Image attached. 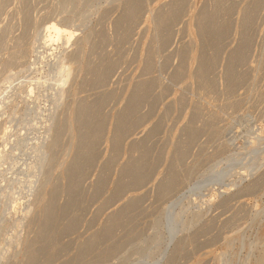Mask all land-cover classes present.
<instances>
[{"label":"rangeland","instance_id":"obj_1","mask_svg":"<svg viewBox=\"0 0 264 264\" xmlns=\"http://www.w3.org/2000/svg\"><path fill=\"white\" fill-rule=\"evenodd\" d=\"M175 1L0 0V66L26 52L6 66L16 76L0 83V132L8 128L15 149L0 175V188L9 181L0 192V264L264 262V0H184L157 26ZM204 11L215 26L207 40L197 26ZM53 26L88 37L62 52L64 76L48 60L56 46L40 65L27 53ZM54 76L68 77L55 109ZM28 84L37 87L34 103ZM47 111L57 129L44 157L31 146L48 131ZM34 162L39 171L28 187ZM180 238L176 256L171 246Z\"/></svg>","mask_w":264,"mask_h":264},{"label":"bare ground","instance_id":"obj_2","mask_svg":"<svg viewBox=\"0 0 264 264\" xmlns=\"http://www.w3.org/2000/svg\"><path fill=\"white\" fill-rule=\"evenodd\" d=\"M124 1V0H123ZM188 1V0H187ZM218 1V0H217ZM221 0H219L218 2H220ZM184 2V0H176L175 1V3L173 4V6H172V8L171 9H169L168 11H162V12H158L159 14H158V18H157V26L158 25H164L165 23H167L170 19H172V17H174V16H176V14H177V8L179 7V6H181L182 5V3ZM224 2V1H223ZM222 2V3H223ZM128 3V2H127ZM133 3V2H132ZM167 3H168V1H167ZM256 3V2H255ZM212 4H214L213 2H212ZM216 4V3H215ZM129 5V4H128ZM161 5V4H160ZM185 5V4H184ZM252 5V4H251ZM215 6V5H214ZM220 6H221V4H220ZM248 6V5H247ZM167 7V6H166ZM182 7V6H181ZM216 7H218V6H216ZM163 8V7H162ZM246 8V7H245ZM256 8V7H255ZM204 9V8H203ZM215 9V8H214ZM228 9V8H227ZM23 10V9H22ZM165 10V9H164ZM211 10H212V8H211ZM221 10V9H220ZM246 10V9H245ZM155 11V10H154ZM224 11V10H223ZM220 12V11H219ZM226 12H227V10H226ZM128 14V13H127ZM225 14V13H224ZM211 13L209 12V11H204V12H202L200 15H198L199 16V18H197L198 20H197V26H198V32H199V35L200 36H202L205 40H207L206 38L208 37V35L209 34H211L213 31H215V26H213V23H212V21H211ZM213 15H214V12H213ZM212 15V16H213ZM226 15H228V14H226ZM252 15V14H251ZM137 18V17H136ZM217 18V17H216ZM248 18V17H247ZM219 19V18H218ZM118 20V19H117ZM215 20V19H214ZM42 21V20H41ZM116 21V20H115ZM120 21V20H119ZM127 21V20H126ZM155 21V20H154ZM216 21V20H215ZM219 21V20H218ZM217 22V21H216ZM223 23V22H222ZM245 23V22H244ZM28 24V23H27ZM167 24H169V23H167ZM216 24V23H215ZM224 24V23H223ZM132 25V24H131ZM135 25V24H134ZM156 25V24H155ZM42 26V25H41ZM44 26V25H43ZM117 26V25H116ZM129 26V25H128ZM127 26V27H128ZM220 26V25H219ZM48 27V26H47ZM160 28V27H159ZM167 28V27H166ZM222 28V27H221ZM39 29V28H38ZM48 29H50L49 30V32H48V34H46L44 37L42 36V39H40L42 42L41 43H37V44H39L38 46H37V48H34V46H35V44H36V41H35V43L32 41V43H34V44H32V45H30V48L29 49H27V53H30L32 56H31V58L34 60V61H32V62H34L33 64L34 65H36V63L38 62V59H39V57H41L42 59H41V62H42V60H44V59H48L49 60V62L50 63H54L55 64V66H57V68H58V70L62 67V63H65V62H63V60H64V58L66 57L64 54H63V56H62V52L64 53V51H65V49H66V47H67V45L70 43L71 45H76V46H78V47H80L79 45H82V44H84V43H88V37H79V38H77V40H75L74 39V37H73V34L76 32V30H75V32H67V31H62V30H60L58 27L57 28H55L54 26L53 27H50V28H48ZM165 29V28H164ZM163 29V30H164ZM2 30V29H1ZM7 30V29H6ZM159 30V29H158ZM157 30V31H158ZM197 30V29H196ZM4 31V30H3ZM42 31V30H41ZM125 31V30H124ZM98 32V31H97ZM37 33V32H36ZM47 33V32H46ZM73 33V34H72ZM77 33V32H76ZM124 33V32H123ZM218 33V32H217ZM76 35H78V34H76ZM223 35V34H222ZM171 36V35H170ZM212 36V35H211ZM216 36V35H215ZM117 37V36H116ZM35 38H37V37H35ZM73 38V39H72ZM101 38V37H100ZM212 38V37H211ZM34 40V39H33ZM36 40V39H35ZM21 41V40H20ZM122 41V40H121ZM165 41V40H164ZM96 42V41H95ZM100 42V41H99ZM107 42V41H106ZM13 43V42H12ZM206 43V42H205ZM215 43V42H214ZM217 43V42H216ZM114 44V43H113ZM118 44V43H117ZM70 45V46H71ZM214 45V44H213ZM53 46H56V47H53ZM52 47L53 48H55V50H53L54 52H52V53H50L48 56L46 55V57H48V58H46V57H44V53L46 52V48L48 49V50H51L52 49ZM78 47H76V48H78ZM73 48H75V47H73ZM75 48V49H76ZM94 48V47H93ZM10 49V48H9ZM69 49V48H68ZM75 49H74V51H75ZM97 49V48H96ZM58 52H57V51ZM79 50V49H78ZM95 50V49H94ZM71 51V50H70ZM77 51V50H76ZM75 51V52H76ZM242 52V51H241ZM23 53H26V52H23V51H21V50H19V51H17L16 53H14L15 55L13 56V57H11V59H9L8 61H5L6 62V65H1L0 66V75L2 74V81H0V83L2 82L4 85L5 84H7L8 85V83H10V79H12L14 76H16L15 74H13L12 73V71L10 70H8L9 72L7 73V70H6V66H9V65H15L16 64V62L18 63V61L20 60V59H22L23 57ZM66 53V52H65ZM72 53H74L73 51H72ZM231 53V52H230ZM229 53V54H230ZM244 53V52H243ZM67 54V53H66ZM145 54V53H144ZM241 54V53H240ZM25 55V54H24ZM68 55V58H69V54H67ZM70 55L72 56V54L70 53ZM102 55V54H101ZM100 55V56H101ZM70 56V57H71ZM241 57V56H240ZM101 58V57H100ZM146 58V57H145ZM234 59V58H233ZM66 60H67V58H66ZM69 60V59H68ZM101 60V59H100ZM148 60V59H147ZM151 60H152V58H151ZM206 60V59H205ZM65 61V60H64ZM90 61V60H89ZM182 61H183V59H182ZM203 61V60H202ZM49 62H46V63H49ZM70 62H71V60H70ZM158 62V61H157ZM45 63V64H46ZM66 63H68V62H66ZM65 63V64H66ZM88 63V62H87ZM202 63V62H201ZM203 63H204V61H203ZM202 63V64H203ZM261 63H264V51H263V55H262V61H261ZM23 64V63H22ZM32 64V63H31ZM32 64V65H33ZM38 64H39V62H38ZM42 64H43V62H42ZM69 64V63H68ZM89 64V63H88ZM113 64V63H112ZM146 64V63H145ZM149 64V63H148ZM206 64V63H205ZM17 65V64H16ZM19 65V64H18ZM21 65V64H20ZM24 65V64H23ZM30 65V64H29ZM40 65V64H39ZM49 65V64H48ZM53 65V64H52ZM22 66V65H21ZM68 66V65H67ZM67 66H64V67H67ZM88 66V65H87ZM146 66V65H145ZM149 66H150V64H149ZM180 66V65H179ZM206 66V65H205ZM24 67V66H23ZM36 67V66H35ZM34 67V68H35ZM70 67V66H69ZM67 68L68 70L70 69L71 70V67L70 68ZM109 67V66H108ZM147 67H148V65H147ZM153 67V66H152ZM182 67V66H181ZM207 67V66H206ZM261 67V66H260ZM10 68V67H9ZM21 68V67H20ZM27 68H29V67H27ZM31 68V67H30ZM29 68V69H30ZM49 68V67H48ZM54 68H56V67H54ZM184 68H185V66H184ZM202 68V67H201ZM29 69H27L26 71H28ZM65 69V68H64ZM180 69V68H179ZM200 69V68H199ZM205 69V68H204ZM204 69H200V70H198V73H196V75L195 76H198L199 78H203L202 77V73H203V71H204ZM209 69V68H208ZM5 70V71H4ZM22 70H23V68H22ZM52 70H54V69H52ZM52 70H51V72H52ZM63 70V69H62ZM66 70V69H65ZM90 70V69H89ZM92 70V69H91ZM90 70V71H91ZM108 70H110V69H108ZM108 70H97V71H95V75H97V76H99V77H102V76H104V75H107V73H108ZM159 70V69H158ZM178 70V69H177ZM17 71V70H16ZM56 71H57V69H56ZM60 71V70H59ZM58 71V72H59ZM88 71V70H87ZM115 71V70H114ZM148 71V70H147ZM258 71V70H257ZM18 72H19V70H18ZM63 72V71H62ZM62 72L60 71V73L62 74ZM68 72V71H67ZM112 72V71H111ZM236 72V71H235ZM55 73H57V72H54V74ZM69 73V72H68ZM94 73V72H93ZM176 73V72H175ZM180 73V72H179ZM232 73V72H231ZM17 75H18V73H16ZM64 74V73H63ZM62 74V75H63ZM88 74V73H87ZM90 74V73H89ZM144 74H145V72H144ZM177 74V73H176ZM209 74V73H208ZM24 75V74H23ZM68 75V74H67ZM109 76H111L110 74H108ZM141 75V74H140ZM148 75V74H147ZM174 75V74H173ZM181 75V74H180ZM203 75H205V73H203ZM243 75V74H242ZM64 76V75H63ZM62 76V77H63ZM88 76V75H87ZM92 76V75H91ZM183 76V75H182ZM48 77V76H47ZM52 77V76H51ZM61 76L60 77H57V76H54V78H53V80H52V82H53V87H54V91H57V96H56V99H54V101H53V106H52V108L53 109H55L54 108V106H56L57 104H58V102L61 100V97H62V92H61V88H63L62 87V85L65 83V81H67V79H65V78H68V77H63L62 78ZM142 77H143V75H142ZM95 78V77H94ZM199 78H197V79H199ZM88 79V78H87ZM149 79V78H148ZM155 79H157V78H155ZM179 79V78H178ZM177 79V80H178ZM212 79V78H211ZM243 79V78H242ZM47 80H49V78L47 79ZM47 80H44V82H42V81H40V82H42L43 84H46V81ZM51 80V79H50ZM96 80H97V78H96ZM101 80V79H100ZM202 80V79H201ZM138 81V80H137ZM153 81H155V80H153ZM200 81V80H199ZM204 81V80H203ZM242 81V80H241ZM40 82H39V85H40ZM87 82V81H86ZM139 82V81H138ZM198 82V81H197ZM205 82V81H204ZM243 82V81H242ZM41 83V84H42ZM63 83V84H62ZM140 83V82H139ZM139 83H136L137 84V87H138V85H139ZM229 83V82H228ZM2 84V85H3ZM100 84H101V81H100ZM204 84H206V83H204ZM237 84V83H236ZM236 84H235V86H236ZM29 85V84H28ZM38 85V86H39ZM102 85V84H101ZM151 85V84H150ZM30 87H29V90H28V98L31 100V102L30 103H34L35 101H36V99H37V96H36V90H37V87H35L33 84L32 85H29ZM41 86V85H40ZM64 86V85H63ZM91 86V85H90ZM98 87V86H97ZM59 88V89H58ZM204 88V87H203ZM10 89V88H9ZM28 89V88H27ZM97 89V88H96ZM1 90H2V86H1V88H0V99L1 98H3L4 97V93H2L1 92ZM110 90V89H109ZM6 91V88L3 86V92H5ZM137 91V90H136ZM161 91V90H160ZM59 92V93H58ZM134 92V91H133ZM230 92V91H229ZM146 93V92H145ZM11 94V93H10ZM9 94V95H10ZM60 94H61V96H60ZM135 94V93H134ZM26 95H27V93H26ZM94 95V94H93ZM107 95V94H106ZM112 95V94H111ZM137 94H135V96H136ZM53 96H55V95H53ZM134 96V95H133ZM9 97V96H8ZM11 97V96H10ZM92 97V96H91ZM130 97V96H129ZM128 97V98H129ZM141 97H142V95H141ZM147 97V96H146ZM5 98L6 97H4V100H5ZM25 98V97H24ZM130 98H132V97H130ZM135 99V98H134ZM138 99V98H137ZM140 99V98H139ZM1 100H3V99H1ZM25 100V99H24ZM78 100V99H77ZM97 100V99H96ZM130 100V99H129ZM242 100V99H241ZM26 101V100H25ZM132 101V100H131ZM130 101V102H131ZM158 101V100H157ZM4 102V101H3ZM3 102H1L0 101V113H2V111L4 110L3 108H4V106H6L5 104H3ZM86 102V101H85ZM233 102V101H232ZM6 103V102H5ZM155 103V102H154ZM7 104V103H6ZM81 104V103H80ZM84 104H86V103H84ZM131 103H129V105H130ZM133 104V103H132ZM83 105V104H82ZM103 105V104H102ZM51 107V106H50ZM80 107V106H79ZM88 107H90V106H88ZM93 107V106H92ZM127 107H128V105H127ZM126 107V108H127ZM138 107V106H137ZM76 109V108H75ZM80 109V108H79ZM85 110H87V107H85L84 108ZM135 109V108H134ZM50 110V109H49ZM77 110V109H76ZM52 111V110H51ZM123 111V110H122ZM4 112V111H3ZM53 112V111H52ZM79 112V111H78ZM85 112V111H84ZM130 112H132V111H130ZM49 113H51L50 111H49ZM4 114V113H3ZM12 114V113H11ZM33 115V114H32ZM84 114H82V116H83ZM133 115V114H132ZM29 116H31L30 114H29ZM36 117L38 116V114L36 113V115H35ZM46 117H45V123H46V126L45 127H48V131H46L45 132V134L43 133V134H41V136H39L38 137V139H37V146H31V148H35V147H38L39 149H40V151L42 150V155L45 157L46 155H47V153L49 152L48 151V148L50 149V145L54 142L53 141V137L55 136V134L54 133H56V132H54L56 129L53 127V122H54V118H53V116L51 115V114H48V111H47V114L45 115ZM88 116V115H87ZM96 116H98V115H96ZM126 116V115H125ZM11 117H13V115L11 116ZM10 117V118H11ZM126 117H128V115L126 116ZM80 118V117H79ZM83 118H85V117H83ZM82 118V119H83ZM125 118V117H124ZM8 118H6V120H7ZM30 119V118H29ZM81 119V120H82ZM97 119V118H96ZM120 119V118H119ZM31 120H33V117L31 118ZM31 120H29V121H31ZM84 120V119H83ZM102 120H104V119H102ZM139 120H141V119H139ZM144 121V120H143ZM76 122H77V120H76ZM80 122V121H79ZM125 122V121H124ZM140 122V121H139ZM130 123V122H129ZM19 124V123H18ZM125 124V123H124ZM94 125V124H93ZM131 125V124H130ZM77 126H80V125H77ZM9 127V126H8ZM94 127V126H93ZM119 127V126H118ZM79 128V127H78ZM63 129V128H62ZM82 129V128H81ZM87 129V128H86ZM119 130V129H118ZM100 131V130H99ZM150 132V131H149ZM126 133V132H125ZM9 134V132H8V128H6V126L4 127V129H2L1 130V132H0V135H1V139L3 140V144H4V150H1L0 151V175H1V173L2 172H4L3 171V168L5 167L4 166V164H5V162L4 161H6V163L8 162V160H10L11 161V157H12V155H13V152H14V150H13V146L12 147H9L8 148V145H10V144H12L11 142H8V140H7V135ZM53 134H54V136H53ZM93 134H95V133H93ZM117 134V133H116ZM17 135V134H16ZM92 135V134H91ZM15 136V135H14ZM126 136V135H125ZM11 137V135L9 136V138ZM8 138V139H9ZM116 138V137H115ZM123 138V137H122ZM40 139V140H39ZM96 140V139H95ZM146 140V139H145ZM84 141V140H83ZM90 141V140H89ZM188 141V140H187ZM86 142V141H85ZM91 143V142H90ZM16 144V143H15ZM27 144V143H26ZM80 144V143H79ZM86 144V143H85ZM89 144V143H88ZM92 144V143H91ZM116 144V143H115ZM135 144V143H134ZM141 144V143H140ZM144 144V143H143ZM19 145V144H18ZM119 145V144H118ZM96 146V145H95ZM135 146V145H134ZM24 147H26V145L24 146ZM93 147H94V145H93ZM185 147V146H184ZM21 148V147H20ZM182 148V147H181ZM24 149V148H23ZM95 149V148H94ZM93 149V150H94ZM117 150V149H116ZM81 151H84L85 153L86 152H88V150H87V146L86 147H84V148H82V150ZM147 152V151H146ZM19 153V152H18ZM113 154V153H112ZM148 154V153H147ZM181 155V154H180ZM81 156V155H80ZM177 156V155H176ZM76 157V156H75ZM115 157V156H114ZM28 158V157H27ZM90 158V157H89ZM16 159H18L17 157H16ZM12 160H13V158H12ZM23 161V160H22ZM89 161V160H88ZM13 162V161H12ZM16 162H17V160H16ZM71 162V161H70ZM91 162V161H90ZM129 162V161H128ZM135 162V161H134ZM138 162V161H137ZM140 162V161H139ZM83 163V162H82ZM132 163V162H131ZM10 164H11V162H10ZM17 165H18V163H16ZM74 164V163H73ZM77 164V163H76ZM138 164V163H137ZM16 165V166H17ZM23 165V164H22ZM27 165V164H26ZM37 164L34 162V163H32V164H29L28 166H27V168H28V171H27V173H26V176H24V184H26L28 187H30L32 184H33V181L35 180H33V176L35 175V172L36 171H39L38 170V168H37V166H36ZM44 165V164H43ZM4 166V167H3ZM11 166V165H10ZM13 166V165H12ZM19 166V165H18ZM70 166H72V165H70ZM124 166V165H123ZM125 166H126V164H125ZM128 166V165H127ZM141 166V165H140ZM73 167V166H72ZM85 167V166H84ZM134 167V166H133ZM136 167V166H135ZM176 167H177V165H176ZM9 168V167H8ZM11 168V167H10ZM131 168V167H130ZM137 168V167H136ZM7 169V168H6ZM87 169V168H86ZM12 170V169H11ZM10 170V171H11ZM14 170V169H13ZM124 170V169H123ZM140 170H141V168H140ZM78 171V170H77ZM132 171V170H131ZM12 172V171H11ZM17 172V171H16ZM82 172V171H81ZM133 172V171H132ZM145 172V171H144ZM7 173H8V170H7ZM128 173H130V172H128ZM13 174V173H12ZM41 174V173H40ZM43 174H45V173H43ZM138 174H139V172H138ZM140 174H141V172H140ZM171 174V173H170ZM7 175V174H6ZM134 175V174H133ZM130 176V175H129ZM128 176V177H129ZM135 176V175H134ZM144 176V175H143ZM17 177H18V174H17ZM79 177V176H78ZM134 178V177H133ZM137 178V177H136ZM135 178V179H136ZM175 178V177H174ZM38 179V178H37ZM36 179V180H37ZM128 179V178H127ZM127 179H126V181H127ZM140 179H142V178H140ZM15 180V179H14ZM13 180V181H14ZM130 180V179H129ZM164 180V179H163ZM166 180V179H165ZM171 180V179H170ZM173 180V179H172ZM176 181V180H175ZM174 181V182H175ZM1 182H4V184H3V186H1L2 188H0V192H2V194H1V196L4 194V192L2 191V190H4V189H7V187L5 188V186H6V184H7V186H8V184H9V181H8V183H6V178L4 179V177L1 179ZM16 182H18V180H16ZM15 181L13 182V183H16ZM128 182V181H127ZM134 182V181H133ZM144 182V181H143ZM164 182V181H163ZM168 182V181H167ZM172 182V181H171ZM138 183V182H137ZM145 183V182H144ZM19 184V183H18ZM18 184H16V185H18ZM35 184H36V182H35ZM38 184V183H37ZM70 184V183H69ZM15 185V186H16ZM121 185V184H120ZM125 185V184H124ZM160 185V184H159ZM212 185V184H211ZM250 185V184H249ZM27 186H25L24 185V189H25V191L27 190ZM128 186V185H127ZM165 186V185H164ZM213 186H214V184H213ZM212 186V187H213ZM20 187H21V185H20ZM20 187H19V189H20ZM72 187V186H71ZM75 187V186H74ZM118 187V186H117ZM12 188V187H11ZM16 188V187H15ZM36 188V187H35ZM68 188V187H67ZM138 188V187H137ZM17 189V188H16ZM75 189V188H74ZM117 189V188H116ZM134 190V189H133ZM246 190V189H245ZM12 191V190H11ZM17 191V190H16ZM162 191V190H161ZM15 192V191H14ZM34 194V193H33ZM222 194H223V192H222ZM7 195V194H6ZM74 195V194H73ZM136 195V194H135ZM9 196V195H8ZM19 196V195H18ZM28 196H30V195H28ZM27 196V197H28ZM162 196V195H161ZM16 197V196H15ZM1 198V197H0ZM22 199H24V197H21V199H18V198H15V199H13V200H11V204H12V210H14V211H16V210H18V206L21 204V200ZM41 199V198H40ZM44 199H45V197H44ZM6 200V199H5ZM25 200V199H24ZM29 200V199H28ZM41 200H43V197H42V199ZM41 200H40V202H41ZM225 200V199H224ZM23 201V200H22ZM38 201H39V199H38ZM44 201V200H43ZM42 201V202H43ZM134 201V200H133ZM132 201V202H133ZM226 201V200H225ZM6 202V201H5ZM28 202V201H27ZM40 202H38V204H40ZM131 202V201H130ZM135 202V201H134ZM24 204H25V202H23ZM46 203V202H45ZM6 204V203H5ZM11 204H10V206H11ZM29 205H30V203H28ZM136 204V203H135ZM23 205V204H22ZM54 205V204H53ZM65 205V204H64ZM130 205V204H129ZM133 205V204H132ZM5 206V205H4ZM28 206V205H27ZM26 206V207H27ZM38 206H42L43 207V205H42V203L40 204V205H38ZM37 206V207H38ZM21 207V206H20ZM26 207H24L25 208V214H24V217H25V215L28 213V210L30 209H28V207L26 208ZM41 207V208H42ZM46 208V207H45ZM131 208V207H130ZM21 209V208H20ZM39 209V208H38ZM123 209V208H122ZM125 210H127V209H125ZM24 211V210H23ZM30 211V210H29ZM52 211V210H51ZM120 211V210H119ZM46 212V211H45ZM116 212V211H115ZM123 212V211H122ZM126 213V212H125ZM121 214V213H120ZM118 215V214H117ZM117 215H116V217H117ZM113 216H114V214H113ZM21 217V216H20ZM2 218V217H1ZM119 218V217H118ZM3 219V218H2ZM46 219V218H45ZM108 220V219H107ZM111 220V219H110ZM116 220V219H115ZM110 222V221H109ZM176 222H178L177 220H176ZM181 223V222H180ZM45 224V223H44ZM49 224V223H48ZM171 224V223H170ZM177 224V223H176ZM41 225H42V223H41ZM173 226L175 225V223L174 224H172ZM178 225V224H177ZM181 225V224H180ZM20 226V225H19ZM49 226V225H48ZM106 226H108V225H106ZM116 226H118V225H116ZM109 227V226H108ZM111 227V226H110ZM170 227V226H169ZM20 228V227H19ZM203 228V227H202ZM173 230L172 231H174V228H172ZM45 230H46V228H45ZM42 232V231H41ZM177 232V231H176ZM40 233V232H39ZM174 239V236H172V237H170V239H168V240H170V241H168V242H170V243H172V240ZM52 239V238H51ZM54 239V238H53ZM87 241H88V239H87ZM193 242V241H192ZM52 243V242H51ZM170 243H168V245H167V247L166 248H169L170 246H171V244ZM28 244V243H27ZM49 244V243H48ZM93 244V243H92ZM173 246H171V250H172V253H173V255H176L177 253H181V251L183 250V248H184V246H185V240L183 239V238H180V239H178L177 241H175V243H173L172 244ZM44 246V245H43ZM29 248V247H28ZM82 250V249H81ZM111 250V249H110ZM27 251V250H26ZM168 252V251H167ZM99 253H101V252H99ZM171 253V254H172ZM179 253V254H180ZM103 254V253H102ZM31 255H32V253H31ZM178 255V254H177ZM176 255V256H177ZM35 256V255H34ZM165 256V255H164ZM170 256V255H169ZM168 256V257H169ZM172 256V255H171ZM96 257V256H95ZM162 257V256H161ZM168 257H167V259H168ZM164 258V257H163ZM28 260H29V258H28ZM31 261V260H30ZM161 261V260H160ZM174 261V260H173ZM172 257H169V261L167 260V262L165 263V264H171L172 262ZM19 263V262H18ZM158 263V262H157ZM156 263V264H157ZM178 263V262H177ZM260 263V262H259ZM262 263H264L263 261H262ZM261 263V264H262ZM25 264V263H24ZM159 264V263H158Z\"/></svg>","mask_w":264,"mask_h":264}]
</instances>
